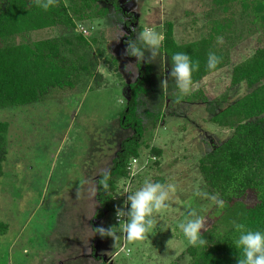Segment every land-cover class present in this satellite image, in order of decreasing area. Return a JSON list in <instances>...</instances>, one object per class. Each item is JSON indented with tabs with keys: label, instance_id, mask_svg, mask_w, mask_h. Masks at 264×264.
Instances as JSON below:
<instances>
[{
	"label": "rangeland",
	"instance_id": "374dc122",
	"mask_svg": "<svg viewBox=\"0 0 264 264\" xmlns=\"http://www.w3.org/2000/svg\"><path fill=\"white\" fill-rule=\"evenodd\" d=\"M215 5V0L100 3L107 8L105 18L77 24V29L87 31L79 34L95 39L91 42L94 74L80 76L73 90L51 89L38 104L0 110V122L10 125L8 156L0 177V221L9 230L0 238V264L191 263L190 245L178 225L191 208L205 217V224L214 216V202L196 195L198 191L213 195L199 172V160L231 135L211 119L249 92L245 84L231 86V70L264 45V29L251 23L250 12L241 4L227 12ZM169 24L178 44L205 38L214 27H223L222 43L216 39L213 46L221 63L188 94L177 88L170 77L171 63L160 50L141 67L135 57L124 55L127 39H135L146 27L163 39ZM67 33L58 27L12 41L35 42ZM3 42L0 39V46ZM141 75L145 93L139 97L137 112L146 146L129 178L118 184L116 207L124 206L125 189L133 192L146 179L172 184L174 192L169 206L156 213L157 223L147 238L129 243L120 234L116 208L100 220L94 216L99 209L98 177L110 170L122 141L133 134L120 126L119 116L130 102L129 86ZM165 78L167 87H162ZM152 148L162 156L151 154ZM251 204L247 197L221 215L215 228L225 232ZM99 226H117L121 239L115 243L111 237L98 238L94 228Z\"/></svg>",
	"mask_w": 264,
	"mask_h": 264
},
{
	"label": "trees",
	"instance_id": "16d2710c",
	"mask_svg": "<svg viewBox=\"0 0 264 264\" xmlns=\"http://www.w3.org/2000/svg\"><path fill=\"white\" fill-rule=\"evenodd\" d=\"M100 3L119 6V0H68V3L57 0L54 7L44 11L33 0H0V39L5 41L0 46V110L38 104L51 89L73 90L80 76L94 74L96 64L92 61L91 42L95 39L89 41L79 34L77 24L105 18L107 8L99 7ZM238 3L250 12L251 23L264 29L263 0H215V6H224L226 12ZM58 27L68 33L35 42L12 41ZM222 34L223 27L216 26L205 38L178 44L173 25L169 24L159 50L170 63L172 55L178 52L188 54L193 61L198 60L200 69L192 75L195 85L212 71L207 68L208 54L213 52L215 40ZM141 65L139 60L138 66ZM230 78L232 87L245 84L249 92L212 117L211 123L215 127L226 129L231 135L202 157L198 165L209 191L223 199L226 207L221 210L215 206L214 216H210L211 220L205 224L206 231L202 230V235L207 239V245L189 247L190 264H237L239 252L233 241L238 233L232 226L220 235L215 226L221 215L228 214L247 197L252 204L247 206L238 222L253 230L264 231V45L257 48L252 57L234 66ZM144 82L141 75L129 86L130 102L121 112L119 124L123 129H131L133 134L122 141L113 160L108 190L97 184L99 209L94 220L102 219L106 212L116 208L118 184L129 178L130 162L139 159L142 147L146 146L142 142L144 130L137 112L139 97L145 93ZM9 128L8 123L0 122V177L8 156L6 137ZM150 152L156 157L162 156L160 150L152 148ZM100 178L101 174L98 180ZM8 230V224L0 221V238ZM98 238L102 237L99 235Z\"/></svg>",
	"mask_w": 264,
	"mask_h": 264
},
{
	"label": "clouds",
	"instance_id": "9594fccd",
	"mask_svg": "<svg viewBox=\"0 0 264 264\" xmlns=\"http://www.w3.org/2000/svg\"><path fill=\"white\" fill-rule=\"evenodd\" d=\"M33 3L44 11H48L56 5L57 0H33ZM131 30L135 31V29ZM137 41H140L145 47L139 46ZM222 41V37L217 38L218 43H222ZM161 42L162 36L153 29L146 27L137 34L135 39L125 41L127 46L124 55L151 63L158 53ZM171 62L170 77L174 78L181 93H190L194 83L192 75L194 72L199 71L200 62L198 60L193 61L188 54L182 52L173 54ZM220 63L221 57L214 52H209L207 68L215 70ZM167 83L168 80L165 78L161 80L160 86L167 87ZM110 178V171L105 170L101 173V178L97 181V184L107 191ZM173 192L174 186L172 184L153 182L149 179H146L142 187L133 192L125 189V193L128 195L124 201V206H117L115 210L119 231L124 240L132 243L147 238L148 233L157 223L156 213L169 206L168 202L172 199ZM76 195L79 197V189ZM196 195L212 200L218 209L222 210L226 207L225 201L218 195L210 196L207 192L200 191ZM232 226L234 231L238 233L237 238L233 241V245L239 252L237 264H264V231L253 230L247 227L245 223L237 221H232ZM178 227L190 246L202 247L207 245L208 241L202 235V230L206 231L205 217L199 215L195 208L188 211L187 219L181 222ZM94 230L102 238L111 237L115 243L121 239V235L117 233V226H110L109 228L99 226ZM222 234L221 232L220 235Z\"/></svg>",
	"mask_w": 264,
	"mask_h": 264
},
{
	"label": "built area",
	"instance_id": "2783aa9c",
	"mask_svg": "<svg viewBox=\"0 0 264 264\" xmlns=\"http://www.w3.org/2000/svg\"><path fill=\"white\" fill-rule=\"evenodd\" d=\"M77 31H79V33L81 32L82 34H86V33H87V31H86L85 29H83L82 27H79V29H77ZM136 162H137L136 159H133V160L130 162V164H129V168H128V170L130 171V173H131V171H132L133 165H134ZM116 222L118 223L117 220H116Z\"/></svg>",
	"mask_w": 264,
	"mask_h": 264
},
{
	"label": "crops",
	"instance_id": "0c3cea01",
	"mask_svg": "<svg viewBox=\"0 0 264 264\" xmlns=\"http://www.w3.org/2000/svg\"><path fill=\"white\" fill-rule=\"evenodd\" d=\"M96 259V258H95Z\"/></svg>",
	"mask_w": 264,
	"mask_h": 264
}]
</instances>
